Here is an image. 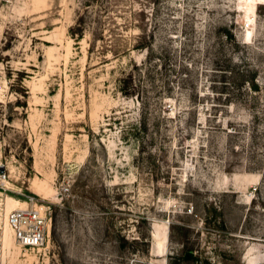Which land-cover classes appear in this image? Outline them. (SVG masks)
Wrapping results in <instances>:
<instances>
[{
  "label": "rangeland",
  "instance_id": "obj_1",
  "mask_svg": "<svg viewBox=\"0 0 264 264\" xmlns=\"http://www.w3.org/2000/svg\"><path fill=\"white\" fill-rule=\"evenodd\" d=\"M81 1L0 0V264H264V0H120L92 52ZM142 31L145 108L119 90ZM26 196L41 249L5 243Z\"/></svg>",
  "mask_w": 264,
  "mask_h": 264
},
{
  "label": "trees",
  "instance_id": "obj_2",
  "mask_svg": "<svg viewBox=\"0 0 264 264\" xmlns=\"http://www.w3.org/2000/svg\"><path fill=\"white\" fill-rule=\"evenodd\" d=\"M119 2L120 0H82L81 9L76 14L75 24L69 29L70 36L75 41H81L87 33H90V52L96 48L98 40L103 41L105 39V30L107 28L112 33V37L116 38L117 34L111 27L115 25L113 14H117L120 11ZM142 33L132 48L133 50L146 53V60L140 66L136 63L132 64L130 71L125 73L119 80V90L123 96L135 98L145 108L150 93L143 87L141 81L145 79V76L151 81L152 69H157L160 65L159 63H162L166 56L163 52L159 53L156 51L152 35H146L145 31H142ZM227 38L232 39V35L228 33ZM129 51L130 49L112 46L111 48L103 47V50L99 52L102 54L110 52L112 57L118 59ZM187 258L190 260L195 259L192 253H189Z\"/></svg>",
  "mask_w": 264,
  "mask_h": 264
},
{
  "label": "built area",
  "instance_id": "obj_3",
  "mask_svg": "<svg viewBox=\"0 0 264 264\" xmlns=\"http://www.w3.org/2000/svg\"><path fill=\"white\" fill-rule=\"evenodd\" d=\"M2 145L0 143V150ZM2 170V171H1ZM7 176V169L0 165V181ZM24 206L9 212L7 222L18 245L25 249H41L49 237V217L44 207L33 196H26Z\"/></svg>",
  "mask_w": 264,
  "mask_h": 264
},
{
  "label": "bare ground",
  "instance_id": "obj_4",
  "mask_svg": "<svg viewBox=\"0 0 264 264\" xmlns=\"http://www.w3.org/2000/svg\"><path fill=\"white\" fill-rule=\"evenodd\" d=\"M24 204H21L19 203L18 201L16 202V204L11 208L9 209L7 212L9 213L10 211L14 210V209H17L18 207H23ZM11 229V228H10ZM8 234H9V226L8 224L6 223L5 224V243L8 242Z\"/></svg>",
  "mask_w": 264,
  "mask_h": 264
},
{
  "label": "water",
  "instance_id": "obj_5",
  "mask_svg": "<svg viewBox=\"0 0 264 264\" xmlns=\"http://www.w3.org/2000/svg\"><path fill=\"white\" fill-rule=\"evenodd\" d=\"M2 171V170H1Z\"/></svg>",
  "mask_w": 264,
  "mask_h": 264
}]
</instances>
